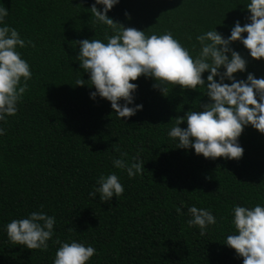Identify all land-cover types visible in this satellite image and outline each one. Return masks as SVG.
<instances>
[{"label":"trees","instance_id":"1","mask_svg":"<svg viewBox=\"0 0 264 264\" xmlns=\"http://www.w3.org/2000/svg\"><path fill=\"white\" fill-rule=\"evenodd\" d=\"M93 3L0 0L8 10L5 23L32 42L17 49L32 73L28 89L16 114L0 122V264H52L56 240L92 245L96 253L86 264H242L223 240L232 231L233 205L264 204V134L244 126L238 160L204 158L191 147L176 148L167 136L176 117L208 102L203 87L169 85L161 93L141 75L130 81L137 88L129 106L142 108L126 119H117L107 100L90 99L94 87L74 85L79 77L88 80L74 59V42L103 38L105 26L94 24L89 10ZM246 3L119 0L105 15L146 34L170 31L195 55V37L202 31L214 28L227 37L234 21L247 22ZM230 47L247 61L245 72L233 74L237 79L248 72L264 77V60L250 58L238 41ZM121 152L144 162L139 176L128 178L112 166ZM110 172L119 177L123 193L107 202L89 197L96 177ZM191 205L216 218L204 235L185 222ZM32 211L55 218L46 250L7 240L4 225Z\"/></svg>","mask_w":264,"mask_h":264},{"label":"clouds","instance_id":"2","mask_svg":"<svg viewBox=\"0 0 264 264\" xmlns=\"http://www.w3.org/2000/svg\"><path fill=\"white\" fill-rule=\"evenodd\" d=\"M119 0H94L89 7L93 23L103 25L102 39H82L78 45L75 60L79 68L88 74L87 82L75 80L76 86L87 83L95 91L89 98L99 96L110 103L117 119H125L142 108L133 104V94L139 76L151 78L153 88L161 93L168 92V86L181 89L203 87L208 102L199 105V110H189L176 117L167 131L177 147L188 149L204 158L216 157L238 160L243 148L238 143L244 126H251L264 134V77H254L248 72L244 79L233 74L245 72L247 61L230 47L239 42L256 60H264V0H247L244 7L247 21L241 25L234 21L229 35L224 37L214 28L202 31L195 37L198 50L190 54L170 31L160 34H146L144 30L123 27L105 15ZM96 5H102L97 10ZM8 10L0 7V122L17 112L18 103L28 89L32 73L29 63L22 58L18 48L32 46L31 40L22 39L17 30L5 23ZM127 15V13H125ZM111 33V34H109ZM244 34V35H242ZM194 49L197 45L192 46ZM222 69V71H221ZM207 72L202 78L201 74ZM228 81L229 83H225ZM119 101H123L120 103ZM183 122L185 127L178 125ZM4 129L0 128V136ZM126 153L112 159V166L122 169L132 178L139 176L144 168L138 156L125 159ZM124 188L119 177L110 172L101 173L96 179L89 197L107 202L119 196ZM179 212V209H177ZM185 222L196 226L204 235L209 225L216 223L215 216L206 208L188 206ZM55 218L43 211H32L26 216L11 219L4 225L7 240L27 249L46 250L53 236ZM232 231L224 237L223 244L242 257V264H264V204L249 206L233 205L231 208ZM54 243L59 247L54 253L52 264H86L96 253L90 244L75 240Z\"/></svg>","mask_w":264,"mask_h":264}]
</instances>
